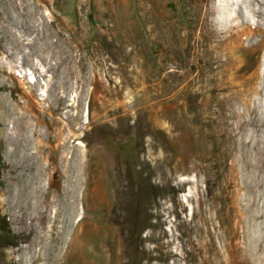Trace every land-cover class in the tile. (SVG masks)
I'll list each match as a JSON object with an SVG mask.
<instances>
[{
	"label": "rangeland",
	"instance_id": "obj_1",
	"mask_svg": "<svg viewBox=\"0 0 264 264\" xmlns=\"http://www.w3.org/2000/svg\"><path fill=\"white\" fill-rule=\"evenodd\" d=\"M42 1L38 16L43 21L41 14L45 10L50 20L40 26L35 39L43 45L44 31H54L48 39L62 52L63 68L71 62L76 72L83 78L89 77L91 82L84 89H78L82 98L77 125L64 122L67 133L69 129L77 131L71 143L57 148L56 141L52 140L54 128L43 127L49 137L47 134L48 148L41 168L36 164L38 158L32 159L26 154L32 147L26 149L25 146H33L35 137L29 138L19 128V141L10 143L4 133L0 134V198L10 201L0 206V264H42L43 260L38 258L62 254L61 236L65 233L60 226L70 212L69 204L74 199L71 191L75 190L79 196L83 187L84 182L77 178L79 174L89 178L90 189L96 191L102 186L115 198L111 210L107 209L113 240L109 245H114L115 264L175 262L172 255L159 257V249L152 252L146 249L157 244L146 235L161 228L157 224L161 201L190 189V184L183 188H176L175 184L182 176H194L190 167L184 169L177 165L183 144L164 125L177 124L180 119L173 93L166 91L173 69L169 37L173 31H184L188 27L194 33L188 39L195 40L202 29L217 23L222 0ZM241 3L245 9L252 8L248 0ZM4 4V0H0V24L6 15ZM258 17L255 15L249 20V26L254 28ZM9 40L1 30L0 51ZM263 53L264 42L253 58L249 56L253 67L258 65ZM26 67L31 72L29 77L34 79L38 71L27 62ZM197 70L195 67L193 73ZM8 73L0 60V97L14 96L20 91L14 86L20 82L21 75ZM166 73L168 80H164ZM5 76L6 83L2 81ZM41 82L45 79L41 78ZM196 138L186 150L192 158L210 151L215 154L205 163L212 164L211 170L204 172V163L200 166L205 178L202 188L209 184L206 177L219 184L222 175L233 167L232 157L224 148L227 142L218 147L222 138L205 135L202 131ZM17 152L22 158L18 159ZM36 171H41L42 177L38 184H34L33 179ZM210 201L218 209L225 198L219 192L211 194ZM18 203L26 208L23 220L14 215L16 210L20 211L16 207ZM92 205L86 213L87 223H106L104 212ZM75 212L78 219L83 212L81 203L75 206ZM184 213L191 217L192 206ZM8 230L14 237L8 235ZM46 242L51 243L50 249L44 248Z\"/></svg>",
	"mask_w": 264,
	"mask_h": 264
},
{
	"label": "bare ground",
	"instance_id": "obj_2",
	"mask_svg": "<svg viewBox=\"0 0 264 264\" xmlns=\"http://www.w3.org/2000/svg\"><path fill=\"white\" fill-rule=\"evenodd\" d=\"M248 1L252 8L245 9L241 0H222L217 23L202 29L193 41L188 39L194 34L188 27L184 31H173L169 37L173 69L166 91L173 93L180 119L177 124L164 125L183 144L177 165L184 169L190 167L194 176H182L176 182V188L187 184L191 188L161 201L157 210L160 217L157 224L161 228L146 235L147 239L157 241L146 249L150 252L159 249V257L172 255L175 258V262L166 264H264V53L256 67L249 57L253 58L264 42V0ZM4 2L6 15L0 31L10 40L1 49L0 60L8 74L15 73L18 77L19 73L21 79L14 86L20 88L18 93L0 97V134L4 133L10 143L19 139V128L29 138L35 137L33 146H25L26 149L32 147L26 154L29 158H38L36 164L41 168L48 148V132L43 127L54 128L52 140L56 141L57 148L71 143L77 131L69 129L67 133L64 122L77 125L82 98L78 89H84L91 79L80 76L71 62L63 68L62 52L48 39L54 31H44L43 45L35 39L40 26L50 20L45 10L41 14L43 21L38 16L42 0ZM255 15H259L258 24L253 28L248 21ZM26 62L38 71L34 79L29 77L31 72ZM195 67L197 73H193ZM168 76L166 73L164 80H168ZM41 78L45 82H41ZM2 81L6 83L7 76ZM66 84H69L67 89ZM44 86L47 89H43ZM91 92L90 87L89 98ZM80 122L83 124V120ZM201 131L221 137L218 147H223L226 140L224 148L233 160L232 171L224 173L219 184L206 177L209 183L206 188H202L205 178L200 166L204 163V172L211 170L212 164L205 163L215 154L210 151L192 158L186 151L188 145L197 141ZM10 155L14 156V152ZM16 155L22 158L20 153ZM34 173V184H38L41 171ZM77 178L84 183L79 196L75 190L71 191L74 199L69 204L70 212L60 226L65 233L61 236L62 254H48L38 260L42 259V264H115L114 245H109L113 240L107 213L115 198L102 186L96 191L90 189L88 177L79 174ZM219 192L225 202L216 209L210 196ZM9 203V199L0 198V206ZM80 203L83 212L75 219V206ZM92 203L104 212L106 223H87L86 213ZM189 205L193 210L191 217L184 213ZM16 207L20 211H15V218L23 220L26 208L22 203ZM50 244L46 242L44 248L50 249Z\"/></svg>",
	"mask_w": 264,
	"mask_h": 264
},
{
	"label": "trees",
	"instance_id": "obj_3",
	"mask_svg": "<svg viewBox=\"0 0 264 264\" xmlns=\"http://www.w3.org/2000/svg\"><path fill=\"white\" fill-rule=\"evenodd\" d=\"M8 235H10L11 237H14V235H13V236L11 235V232H10V230H8Z\"/></svg>",
	"mask_w": 264,
	"mask_h": 264
}]
</instances>
